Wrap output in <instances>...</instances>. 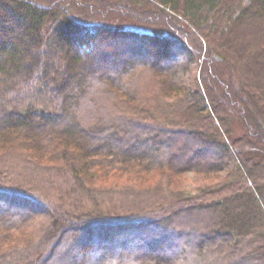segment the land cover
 Here are the masks:
<instances>
[{
  "label": "trees",
  "instance_id": "16d2710c",
  "mask_svg": "<svg viewBox=\"0 0 264 264\" xmlns=\"http://www.w3.org/2000/svg\"><path fill=\"white\" fill-rule=\"evenodd\" d=\"M0 264H264V0H0Z\"/></svg>",
  "mask_w": 264,
  "mask_h": 264
},
{
  "label": "rangeland",
  "instance_id": "374dc122",
  "mask_svg": "<svg viewBox=\"0 0 264 264\" xmlns=\"http://www.w3.org/2000/svg\"><path fill=\"white\" fill-rule=\"evenodd\" d=\"M107 20L106 22H111V23H120V20H113L110 18L104 19V21ZM102 21V22H104ZM123 24H127V27L131 28H137V29H148V27H145L143 25H140L138 23H131L129 21H124ZM146 80V81H145ZM140 81L142 82L141 84L148 85L149 79L147 74H142L140 76ZM236 128V133L241 134L242 129L238 123L235 124ZM224 173L223 172H198V171H187L185 173H182L176 177H173L172 180H170V184L174 188H182L186 189L191 192H197L202 186L208 185L210 183H213L215 181L220 180L223 177ZM135 175L131 176H125L123 177V181L121 184L125 183V185L132 187V183H136V181H133ZM127 178H130V181H126ZM169 183V180L167 176L160 175L159 173H153L151 174L150 178L145 179L143 182H141L136 188H139L140 190L144 191H152L155 189V193L159 191L160 186ZM112 184V183H111ZM143 184L144 186H140ZM167 187V186H165ZM172 187V188H173Z\"/></svg>",
  "mask_w": 264,
  "mask_h": 264
}]
</instances>
